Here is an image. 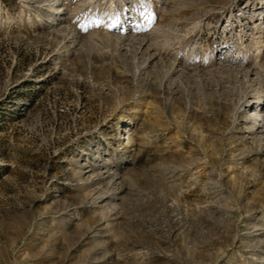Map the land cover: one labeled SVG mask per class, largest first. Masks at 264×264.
Masks as SVG:
<instances>
[{
    "label": "rangeland",
    "instance_id": "1",
    "mask_svg": "<svg viewBox=\"0 0 264 264\" xmlns=\"http://www.w3.org/2000/svg\"><path fill=\"white\" fill-rule=\"evenodd\" d=\"M0 264H264V0H0Z\"/></svg>",
    "mask_w": 264,
    "mask_h": 264
},
{
    "label": "bare ground",
    "instance_id": "2",
    "mask_svg": "<svg viewBox=\"0 0 264 264\" xmlns=\"http://www.w3.org/2000/svg\"><path fill=\"white\" fill-rule=\"evenodd\" d=\"M126 137V136H125Z\"/></svg>",
    "mask_w": 264,
    "mask_h": 264
}]
</instances>
